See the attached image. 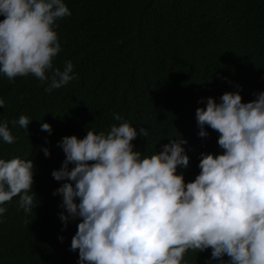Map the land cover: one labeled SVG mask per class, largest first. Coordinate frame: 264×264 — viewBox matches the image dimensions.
Returning a JSON list of instances; mask_svg holds the SVG:
<instances>
[{
  "label": "trees",
  "instance_id": "16d2710c",
  "mask_svg": "<svg viewBox=\"0 0 264 264\" xmlns=\"http://www.w3.org/2000/svg\"><path fill=\"white\" fill-rule=\"evenodd\" d=\"M66 3L71 15L56 21L62 48L53 63L63 69L71 59L78 76L49 92L48 81L32 73L13 80L0 73V97L5 99L0 121L7 120L17 137L12 143L0 138V157L33 160L37 198L31 212L19 206L20 194L4 202L0 264H77L79 252L70 244L80 218L62 227L61 195H53L62 183L51 172L65 157L57 144L64 135L83 137L88 128L107 132L122 122L114 112L137 130L148 128L147 137L138 134L133 140L144 155L182 134L190 159L178 172L189 181L200 171V152L223 151L217 130L206 125L209 135H198L195 109L205 102L200 98L218 100L225 91L239 90L246 102L264 90V0ZM21 114L33 118L27 132L12 123ZM42 120L52 125L51 132L41 128ZM210 256L211 246L189 249L184 258L189 264H208ZM223 258L230 259L227 254Z\"/></svg>",
  "mask_w": 264,
  "mask_h": 264
},
{
  "label": "clouds",
  "instance_id": "9594fccd",
  "mask_svg": "<svg viewBox=\"0 0 264 264\" xmlns=\"http://www.w3.org/2000/svg\"><path fill=\"white\" fill-rule=\"evenodd\" d=\"M0 15V73L9 80L32 73L48 81L49 92L78 76L71 59L63 69L53 63L62 48L56 21L71 15L66 0H0ZM254 95L246 102L239 90L200 98L198 135H209L206 125L217 130L223 151L200 152V171L189 181L178 172L190 159L182 134L144 155L133 140L148 128L137 130L119 112L113 117L122 122L107 132L88 128L58 140L65 157L51 172L62 181L53 195H61L62 227L80 218L70 244L77 264H189V249L209 246L208 264H264V90ZM32 119L21 114L12 123L27 132ZM40 126L52 131L47 121ZM0 138L17 139L7 120ZM34 170L30 158L0 157V214L17 194L19 206L33 211Z\"/></svg>",
  "mask_w": 264,
  "mask_h": 264
}]
</instances>
